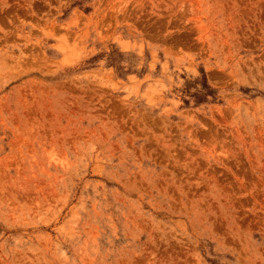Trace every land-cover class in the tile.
<instances>
[{"label":"rangeland","instance_id":"rangeland-1","mask_svg":"<svg viewBox=\"0 0 264 264\" xmlns=\"http://www.w3.org/2000/svg\"><path fill=\"white\" fill-rule=\"evenodd\" d=\"M0 264H264V0H0Z\"/></svg>","mask_w":264,"mask_h":264},{"label":"trees","instance_id":"trees-1","mask_svg":"<svg viewBox=\"0 0 264 264\" xmlns=\"http://www.w3.org/2000/svg\"><path fill=\"white\" fill-rule=\"evenodd\" d=\"M202 85H203V88H205V89L208 88L207 85H206V81H204ZM207 90H209V89H207Z\"/></svg>","mask_w":264,"mask_h":264}]
</instances>
